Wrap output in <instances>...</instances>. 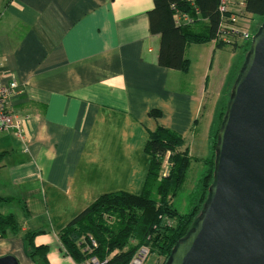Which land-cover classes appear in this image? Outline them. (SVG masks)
Listing matches in <instances>:
<instances>
[{
    "label": "crops",
    "instance_id": "1",
    "mask_svg": "<svg viewBox=\"0 0 264 264\" xmlns=\"http://www.w3.org/2000/svg\"><path fill=\"white\" fill-rule=\"evenodd\" d=\"M152 7V0H0L2 83L16 82L9 104L23 125L21 140L0 132L7 198L0 213L14 214L20 227L0 237V257L35 264L22 236L34 230L51 264H74L58 232L101 194L142 192L144 145L157 125L181 136L178 151L194 159L189 168L204 166L213 109L233 65L213 63L214 40L186 45L187 72L158 65Z\"/></svg>",
    "mask_w": 264,
    "mask_h": 264
},
{
    "label": "trees",
    "instance_id": "2",
    "mask_svg": "<svg viewBox=\"0 0 264 264\" xmlns=\"http://www.w3.org/2000/svg\"><path fill=\"white\" fill-rule=\"evenodd\" d=\"M153 7L147 12L149 32L158 35L157 64L169 69L187 72L189 60L184 50L189 43H205L215 39L219 24L217 5L219 0H152ZM188 14L190 23L175 24L174 11L171 8ZM198 9V15L194 13ZM247 14L264 21V0H244ZM259 27L254 28L253 33ZM250 40L243 47V54L234 66L228 79L229 89L221 98L216 113L211 121L208 134L209 155L203 159L205 168L189 193L188 211L183 214L171 207L168 195L181 187L186 172L194 160L185 152L178 151L182 138L176 132L157 125L148 133L144 151L150 157V164L139 195L123 191L104 193L74 216L59 232L58 240L64 254L74 263L88 256H95L101 264H126L141 244L150 246L151 254L155 252L169 257L177 241L183 238L191 228L194 219L205 203L209 188L213 183L217 132L221 127L229 94L236 80L245 57L249 51ZM216 47L226 45L215 42ZM234 45L232 48H235ZM149 116L157 118L159 111L150 110ZM169 171L158 179L162 162L167 155ZM1 155V154H0ZM153 186L154 193H153ZM7 198L0 196V206ZM20 227L12 213H0V237L7 232L15 235ZM37 231L26 230L22 236L25 241L28 257L35 264H51L48 260L49 247L35 244ZM89 238L95 246L90 245Z\"/></svg>",
    "mask_w": 264,
    "mask_h": 264
},
{
    "label": "water",
    "instance_id": "3",
    "mask_svg": "<svg viewBox=\"0 0 264 264\" xmlns=\"http://www.w3.org/2000/svg\"><path fill=\"white\" fill-rule=\"evenodd\" d=\"M208 197L163 264H264V21L234 81ZM0 264H18L11 255Z\"/></svg>",
    "mask_w": 264,
    "mask_h": 264
},
{
    "label": "built area",
    "instance_id": "4",
    "mask_svg": "<svg viewBox=\"0 0 264 264\" xmlns=\"http://www.w3.org/2000/svg\"><path fill=\"white\" fill-rule=\"evenodd\" d=\"M193 3V0H189ZM174 11L173 17L175 24L190 23L192 21L188 14L171 8ZM219 13V24L214 41L233 47L237 42H247L251 39L252 33L250 26L253 17L244 10V0H219L217 5ZM194 13L198 15V9L194 8ZM1 67V59H0ZM17 84L10 81L8 84L2 83V73L0 70V132L11 131L20 140L23 137L22 119L12 112L10 108V98L17 92ZM166 175V169L162 172V176ZM90 245L85 248L90 250L88 246H95L94 240L89 238ZM151 256L150 246L141 244L129 258L126 264H148L147 261ZM160 264L159 260H155L154 264ZM74 264H101L95 256H88L82 261Z\"/></svg>",
    "mask_w": 264,
    "mask_h": 264
},
{
    "label": "rangeland",
    "instance_id": "5",
    "mask_svg": "<svg viewBox=\"0 0 264 264\" xmlns=\"http://www.w3.org/2000/svg\"><path fill=\"white\" fill-rule=\"evenodd\" d=\"M252 21L253 22L250 26V29H251V33L253 34L254 28L259 27L260 23H259V19H257V18L252 19ZM245 43L246 42H237L236 44H234L237 47L235 52L230 50V48L228 46L223 47V48H218L219 50L215 53V55L212 58L213 63L214 64L217 63L220 66V69L222 68V69H224V71H227V67L229 66L230 63L233 65L232 68H234V66L236 65V63L240 59L241 55L243 54V47H244ZM231 70H233V69H231ZM230 75H231V73H230ZM229 87H230V84L224 86V88H223L224 90L221 94L222 95L221 98L224 97V95H225L224 93L227 94L226 90L229 89ZM219 103H220V100H219V102L217 101L215 106H214L213 115H215ZM167 156H168V153L162 162V165H161V168H160V171L158 174L159 180L162 178V172L165 169H166V174L169 171V162L167 160ZM203 168H205V166L200 167V165H198V164H194L191 168H188V170L186 172L185 179H184L181 187L174 193V195H168V202L171 205V207L177 211V213L183 214V213H186L188 211L189 193L192 191V189L194 188V186L196 184L198 177L203 172ZM154 187L155 186H153V193H154ZM155 260H159L160 264H163V261H164V259L161 255L153 252L151 254V256L149 257L147 263L148 264H154ZM157 264H159V263H157Z\"/></svg>",
    "mask_w": 264,
    "mask_h": 264
}]
</instances>
